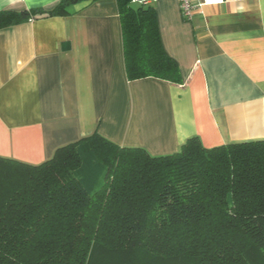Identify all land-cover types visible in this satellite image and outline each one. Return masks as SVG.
<instances>
[{
    "label": "trees",
    "instance_id": "16d2710c",
    "mask_svg": "<svg viewBox=\"0 0 264 264\" xmlns=\"http://www.w3.org/2000/svg\"><path fill=\"white\" fill-rule=\"evenodd\" d=\"M84 1L2 11L0 29ZM116 2L129 81L183 84L153 4ZM0 264H264V140L152 156L96 132L40 165L0 158Z\"/></svg>",
    "mask_w": 264,
    "mask_h": 264
},
{
    "label": "crops",
    "instance_id": "0c3cea01",
    "mask_svg": "<svg viewBox=\"0 0 264 264\" xmlns=\"http://www.w3.org/2000/svg\"><path fill=\"white\" fill-rule=\"evenodd\" d=\"M62 0H0V12ZM162 44L183 84L129 81L116 0L0 29V158L40 165L94 133L152 156L198 137L206 148L264 140V0L204 7L155 0Z\"/></svg>",
    "mask_w": 264,
    "mask_h": 264
},
{
    "label": "built area",
    "instance_id": "2783aa9c",
    "mask_svg": "<svg viewBox=\"0 0 264 264\" xmlns=\"http://www.w3.org/2000/svg\"><path fill=\"white\" fill-rule=\"evenodd\" d=\"M155 0H132L134 5L149 6ZM228 0H178L182 17L190 22L194 17L207 6H217L226 3Z\"/></svg>",
    "mask_w": 264,
    "mask_h": 264
}]
</instances>
